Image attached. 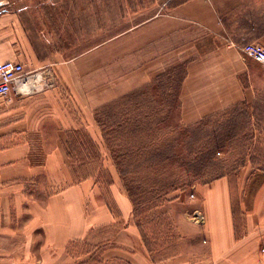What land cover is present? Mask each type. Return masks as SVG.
Here are the masks:
<instances>
[{
	"label": "crops",
	"instance_id": "obj_1",
	"mask_svg": "<svg viewBox=\"0 0 264 264\" xmlns=\"http://www.w3.org/2000/svg\"><path fill=\"white\" fill-rule=\"evenodd\" d=\"M129 18L112 39L156 63L87 90L82 77L110 63L111 20ZM246 44H264V0H0V64L37 77L0 99V264H264V173L246 166L160 207L177 240L157 256L93 115L183 64L181 123L229 109L254 87Z\"/></svg>",
	"mask_w": 264,
	"mask_h": 264
},
{
	"label": "rangeland",
	"instance_id": "obj_2",
	"mask_svg": "<svg viewBox=\"0 0 264 264\" xmlns=\"http://www.w3.org/2000/svg\"><path fill=\"white\" fill-rule=\"evenodd\" d=\"M154 1L142 0L143 5ZM133 14L127 11L128 17ZM149 14L146 12L142 17ZM138 20H111L110 63L82 77L87 90L101 86L106 80L112 86L118 85L133 71L145 70L156 63L150 60L156 52H151L149 46L125 54V44L112 39ZM101 40L94 39V46ZM185 66L173 67L146 84L114 97L96 107L93 113L102 144L133 204L134 219L141 223L143 240L157 256L166 255L165 246L173 247L177 240L173 220L159 215L160 207L180 197L191 201L195 186L222 178L237 180L246 166L264 173V67L255 64L254 87L241 84L245 86L244 95L240 93L243 101L196 123L183 124L180 96L187 73ZM150 152L155 157L148 160L145 156ZM93 158L96 167L103 166L101 157L95 154ZM121 161L128 170L124 175L117 165ZM104 180H108L105 172ZM157 200L162 201L159 206H155ZM193 220L198 221L196 216Z\"/></svg>",
	"mask_w": 264,
	"mask_h": 264
},
{
	"label": "built area",
	"instance_id": "obj_3",
	"mask_svg": "<svg viewBox=\"0 0 264 264\" xmlns=\"http://www.w3.org/2000/svg\"><path fill=\"white\" fill-rule=\"evenodd\" d=\"M245 57L251 58L264 67V44H246L240 48ZM36 78L28 74L20 62L7 61L0 64V99L7 98L12 92H24L29 82Z\"/></svg>",
	"mask_w": 264,
	"mask_h": 264
},
{
	"label": "trees",
	"instance_id": "obj_4",
	"mask_svg": "<svg viewBox=\"0 0 264 264\" xmlns=\"http://www.w3.org/2000/svg\"><path fill=\"white\" fill-rule=\"evenodd\" d=\"M138 153V151L136 152V153H131V155H134V154H137ZM127 156V155H126ZM130 156V155H129ZM155 156L154 155H152V153L150 152V153H147V155L145 156V158L146 159H148V160H150V159H153ZM142 159H143V161H144V156L142 157ZM122 163V161L121 162H118V167H119V169H120V171H121V174L122 175H124V174H126V172L128 171L125 167H123V165L121 164ZM136 170V169H135ZM135 174H136V172H134ZM125 179V178H124ZM160 201L161 200H157L156 201V205L155 206H159V204H160ZM135 202V201H134ZM162 202V201H161ZM136 213H137V209L134 211V214L136 215ZM137 225L140 227L141 226V223L140 222H138L137 221ZM147 243V245H149L150 246V244L148 243V242H146ZM150 249V248H149ZM152 251V250H151Z\"/></svg>",
	"mask_w": 264,
	"mask_h": 264
}]
</instances>
